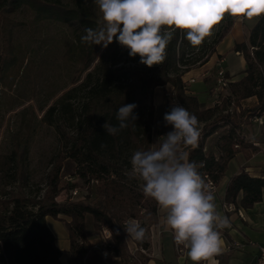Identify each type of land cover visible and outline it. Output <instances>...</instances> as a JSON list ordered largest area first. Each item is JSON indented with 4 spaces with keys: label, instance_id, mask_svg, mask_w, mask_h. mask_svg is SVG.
I'll use <instances>...</instances> for the list:
<instances>
[{
    "label": "trees",
    "instance_id": "1",
    "mask_svg": "<svg viewBox=\"0 0 264 264\" xmlns=\"http://www.w3.org/2000/svg\"><path fill=\"white\" fill-rule=\"evenodd\" d=\"M21 4L30 5L39 18L63 22L77 20L82 28L75 36L73 52L84 63L82 69L88 67L98 45L82 42L81 37L86 34L85 28H95L98 22L91 16L84 0H76L72 8L65 7L59 0H0V10L9 12ZM237 18L226 13L221 22L213 27L212 34L197 46L198 54L195 56H187L190 42L185 39V32L162 28V32L172 31L174 36L166 48L165 61L154 65L150 72L144 67L115 66L120 51L128 50L115 40L103 49L101 61L88 70L80 82L68 88L45 114V117L53 112L57 117L61 115V121L71 129L67 133L59 130L63 144L59 154L74 163L76 180L70 184L67 182L68 187L77 188L81 180L89 199L54 200L58 182L57 164L49 174L51 188L43 197L30 199L19 191L8 198H0V264H63V251L55 244L46 217L64 222L69 239L68 262L71 264L115 263L112 255L124 253L125 222L142 219L141 226L147 223V227L157 222V202L145 197L141 181L129 175L132 153L151 148L152 95L157 86L170 84L178 104L195 114L199 123L209 125L198 146L186 149L189 161L204 162L205 166L199 171L207 173L213 183L220 179L235 153L243 151L248 155L256 149L241 136L238 121L231 114L221 113L227 111L226 106L230 104L233 109L240 108V100L250 96L256 97V103L247 107L251 115L264 113V16L256 17L248 30L247 39L235 41L231 48L243 56L245 69L242 77L228 83V94L220 101L224 106L203 107L196 95L187 92L182 80L184 73L208 60ZM130 59L139 62L140 58ZM4 65L0 45V71ZM129 103L138 105L134 110L138 119L115 136L107 134L102 125L108 122L118 126L116 112L120 106ZM171 106L170 102L165 104V113L170 111ZM58 119L52 122L60 129ZM223 120L227 128L219 136L217 155L206 152L204 139L214 133ZM102 144L105 147H101ZM15 162L13 154L1 160L0 180L16 178ZM262 193L264 176H252L240 169L229 178L224 197L226 203L249 208L261 200ZM89 218L92 230L88 226ZM103 227L110 230L113 241L105 247L108 254L105 257L101 253L103 247L97 248L89 243V237L97 235ZM137 244L143 249L149 248L146 240L137 241Z\"/></svg>",
    "mask_w": 264,
    "mask_h": 264
},
{
    "label": "rangeland",
    "instance_id": "2",
    "mask_svg": "<svg viewBox=\"0 0 264 264\" xmlns=\"http://www.w3.org/2000/svg\"><path fill=\"white\" fill-rule=\"evenodd\" d=\"M59 1L67 8L76 5V0ZM84 1L91 11V16L98 22L101 19L98 6L93 3V0ZM255 18L251 20L245 17L237 18L232 27L234 26L238 39H247L248 30ZM81 28L82 26L77 20L63 22L50 18H39L36 11L28 4H21L9 12L0 10V45L5 64L0 71V162L13 154L16 158L13 167H16L18 172L14 180L12 178L0 180V198L2 199L19 191L30 199L43 197L45 192L51 188L49 174L56 164L59 170L54 200L64 202L66 200L87 201L89 199L86 197L87 190L81 180L78 181L79 186L77 188L68 187L67 182L70 184L76 180L74 163L59 154L63 148L59 138V130L67 133L71 129L61 121V115L57 117L55 112L45 117L46 112L55 104L57 99L68 88L80 82L86 72L104 57L102 55L104 48L98 45V48L91 55L88 67L82 69L84 63L73 52L75 36ZM186 53L187 56H195L198 54V47H193L190 44L187 46ZM220 56H214L209 61V65H205L209 68L198 69L201 66L198 65L192 67L190 73H184L182 76V80L191 77L194 78V81L203 80L204 83H196L195 81L192 84L188 81L189 79L185 81L187 92L190 93L192 89L200 91L197 93V97L202 102L203 107L223 105L220 101L223 96L228 94V84L221 88L217 85L215 76L217 69L225 67L231 62L233 55H229L228 60L222 62V67L217 65ZM128 65L144 67L149 72L153 69V66L149 68L139 62L132 61L128 50H121L118 54V63L115 66ZM201 72L205 73V77L201 76ZM173 95L170 84L157 86L153 89L154 110L151 125V148L159 146L158 137L171 131V126H165L163 117L167 102L178 103ZM217 96H219V100H217ZM250 106L247 105L244 110L240 108L238 111V109H233L230 104L226 106L227 111L221 114H231L234 120L245 122L246 128H254L252 120L264 128V121L257 120L247 110V107ZM57 118H59L60 129L53 123ZM224 122V120L220 121L219 124L222 125L218 127L215 133L204 139L203 147L206 148V152H209V148H217L219 136L227 128L226 125H223ZM198 126L199 130L202 129L200 130L201 136L209 130L208 124L200 122ZM185 149L182 148V151ZM74 189L77 190L76 194L72 193ZM88 220V226L91 229V219ZM134 220L141 223L142 219ZM61 222L64 224L63 221ZM158 223L157 220L155 224L148 227L147 223L142 225L146 228L144 240L149 242V247L151 242L152 245L153 243L157 245L159 234L157 229L161 228ZM96 236L99 237V241L101 240L97 234L92 237V242L98 241ZM159 241L165 263L178 264L179 258L174 247L172 232H164ZM151 251L150 249L149 253V248L143 249L137 244V241L128 238L125 232L124 253L119 251L120 255L113 254L112 258L115 263L143 264L147 261V255L151 254ZM155 261L156 264H164V261L159 257Z\"/></svg>",
    "mask_w": 264,
    "mask_h": 264
},
{
    "label": "clouds",
    "instance_id": "3",
    "mask_svg": "<svg viewBox=\"0 0 264 264\" xmlns=\"http://www.w3.org/2000/svg\"><path fill=\"white\" fill-rule=\"evenodd\" d=\"M101 19L95 28L84 29L82 42L107 48L113 41L128 49L130 57L151 68L162 64L175 28L185 32L193 47L201 45L227 13L249 20L264 16V0H93ZM136 103L120 106L116 112L118 126L102 125L109 135H117L138 119ZM171 131L157 138L158 147L136 150L130 158V177L141 181L145 197L165 210L163 227L171 231L177 246L186 248L194 264L218 256L223 240L218 229L230 227L215 205V195L199 169L204 162L189 161L182 148L198 146L201 132L195 114L184 106L172 104L164 114ZM105 147V145H101ZM128 238L142 242L146 228L137 220L123 225ZM117 235L119 231L117 230ZM111 236V233H110ZM107 256V253H104Z\"/></svg>",
    "mask_w": 264,
    "mask_h": 264
},
{
    "label": "crops",
    "instance_id": "4",
    "mask_svg": "<svg viewBox=\"0 0 264 264\" xmlns=\"http://www.w3.org/2000/svg\"><path fill=\"white\" fill-rule=\"evenodd\" d=\"M254 23V22H253ZM251 27V26H250ZM234 30V26L231 28L229 33L217 44L215 52L208 58V60L202 64L198 69L209 65V61L213 57L221 55L217 65L222 64V62L228 60L229 55H233V59L225 67H222L225 70V74L230 79V82L238 80L244 75L243 70L245 69V60L243 56L237 52L231 50L234 40L242 41L243 38L238 39L236 36L237 32ZM231 32V33H230ZM222 44V45H221ZM221 45V46H220ZM237 64V65H236ZM209 68V66H206ZM205 67V68H206ZM191 70L186 73H190ZM203 74V75H202ZM201 76L205 77V73L201 72ZM189 78H187L188 80ZM187 80H183L187 81ZM196 81V80H195ZM195 81L190 82L195 83ZM204 83L203 80H198L196 83ZM204 87V85H203ZM200 91L192 89L191 94L197 96V93ZM198 98V97H197ZM201 102V101H200ZM256 103V97L250 96L240 100V108H244L247 105H253ZM209 105L206 107H210ZM239 107H236L240 111ZM257 120L264 121V113L260 116H255ZM240 124L241 136L244 137L245 141L256 146V149L253 152H250L246 155L243 151L235 153V155L227 162L225 171L223 172L220 179L214 183V186L211 188L215 195V205L216 210L221 216H226L230 221V227L224 229H218L221 233V238L223 240L222 251L218 256L213 257L207 261H201L199 264H253L258 256L259 249L258 247L264 244V193H262V198L259 202L254 203L249 208H243L241 206H235L232 203L225 202V189L228 183L229 178L237 173L240 169H244L252 176H264V128L259 126L255 120H252L254 123V128H246L243 121H238ZM262 123V122H259ZM246 128V129H244ZM215 133V132H214ZM213 134V133H212ZM211 136V134L209 135ZM219 144V141H218ZM218 144L217 148H209V152L217 155L218 153ZM204 150L206 148L204 147ZM186 151L187 150H183ZM231 204V207L228 208V205ZM165 210L159 207L158 211V224L161 225L159 234L157 236V245L152 242L149 247L151 254L147 255L146 264H156L155 259L163 260L162 257V247L160 243V237L164 232L163 221L165 219ZM62 222L51 217H46V224L50 228L54 238L55 244L63 251L61 256V262L63 264H71L68 262L69 253V239L68 232ZM157 232V231H156ZM92 237H89V243L94 245L99 243L98 241L92 242ZM96 239V238H95ZM237 244V245H235ZM187 249L185 250L182 256L178 255V264H194L193 261L187 255ZM110 264H126V263H110ZM164 264L165 261H164Z\"/></svg>",
    "mask_w": 264,
    "mask_h": 264
},
{
    "label": "built area",
    "instance_id": "5",
    "mask_svg": "<svg viewBox=\"0 0 264 264\" xmlns=\"http://www.w3.org/2000/svg\"><path fill=\"white\" fill-rule=\"evenodd\" d=\"M203 75V74H202ZM216 79V83L218 86H220L221 88H224L225 86H227V84L230 82V79L228 78V76L225 74V70H223L222 68L217 69V73L215 76ZM189 82H193L194 78L191 77L188 80ZM185 83V81H184ZM216 93V92H215ZM217 100H219V96H217ZM219 102V101H217ZM202 176L204 177V179L206 180V182L209 184L210 188H212L214 186V183L212 182V180L209 178L208 174L203 172ZM77 190L74 189L72 191L73 194H76ZM231 207V204L228 205V208ZM98 235L100 236V241L98 244H94V247L99 248L100 246L103 247L101 249V253L102 256L105 257L104 253H107L106 250V246H110L112 244V239L110 236V230L108 228H102V230L98 233ZM237 245V244H235ZM174 247L176 250L177 255L182 256L186 250V248H184L182 245L181 246H177L174 242ZM259 252H258V256L256 258V260L254 261L253 264H264V244L260 245L258 247Z\"/></svg>",
    "mask_w": 264,
    "mask_h": 264
}]
</instances>
